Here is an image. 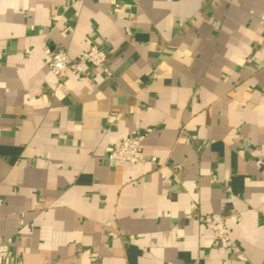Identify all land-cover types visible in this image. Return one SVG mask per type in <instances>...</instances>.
Here are the masks:
<instances>
[{
    "label": "crops",
    "instance_id": "crops-1",
    "mask_svg": "<svg viewBox=\"0 0 264 264\" xmlns=\"http://www.w3.org/2000/svg\"><path fill=\"white\" fill-rule=\"evenodd\" d=\"M262 20L264 0H0V264H264ZM90 44L111 77L51 73ZM135 131L144 161L111 166Z\"/></svg>",
    "mask_w": 264,
    "mask_h": 264
},
{
    "label": "built area",
    "instance_id": "built-area-1",
    "mask_svg": "<svg viewBox=\"0 0 264 264\" xmlns=\"http://www.w3.org/2000/svg\"><path fill=\"white\" fill-rule=\"evenodd\" d=\"M108 2L115 10L119 9L123 4V0H108ZM131 16L132 14H130ZM261 22L264 32V20ZM126 31L130 34L129 28ZM107 59L108 55L106 51L95 44H90L75 57H70L63 48L57 47L51 52L47 66L58 79L63 78L67 72H71L77 75L79 80H84L88 76L85 68L100 69L105 76L111 77L112 72L107 66ZM114 119L115 116L110 115L107 118V122L112 123ZM144 138L145 133L141 131H135L130 135L124 136L118 144L109 149L106 156L107 162L113 167L143 162L142 150ZM151 160L153 161V159ZM261 214L264 217V210ZM199 220L212 230L215 238L228 244L230 251L237 260H245V256L231 239V228L225 222L223 215L212 213L207 217H200ZM12 256L13 252L10 241L0 242V260L6 261L12 258Z\"/></svg>",
    "mask_w": 264,
    "mask_h": 264
}]
</instances>
